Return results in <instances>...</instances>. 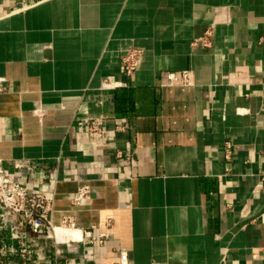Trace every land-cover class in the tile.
<instances>
[{
    "label": "crops",
    "instance_id": "obj_1",
    "mask_svg": "<svg viewBox=\"0 0 264 264\" xmlns=\"http://www.w3.org/2000/svg\"><path fill=\"white\" fill-rule=\"evenodd\" d=\"M263 86L264 0H0V161L55 199L0 264H264Z\"/></svg>",
    "mask_w": 264,
    "mask_h": 264
},
{
    "label": "built area",
    "instance_id": "obj_2",
    "mask_svg": "<svg viewBox=\"0 0 264 264\" xmlns=\"http://www.w3.org/2000/svg\"><path fill=\"white\" fill-rule=\"evenodd\" d=\"M209 33L200 39V43L208 45ZM127 59V60H126ZM125 65L129 63L127 73L132 71L131 63L128 58L123 61ZM167 80L173 84L187 85L189 84V73H168ZM264 89V86H263ZM2 89L0 88V93ZM89 130L96 133L99 137L104 135L103 122L100 120H91L89 122ZM226 156L231 152V145H226ZM92 196L90 186L83 183L78 186L77 190L69 196L71 211L62 217L60 225L71 230H79L82 232L80 243L94 244L99 248H104L108 241L107 227L109 224L101 227L92 225L90 228L81 230L77 215L79 208L86 206ZM54 194L42 192L38 186H28L17 180L10 179L0 161V228L9 232L11 239L17 237L15 232L18 227L32 233L38 239H46L53 235L54 224L52 215L54 213ZM24 252V250H23ZM117 264H128L127 254L120 251L118 254Z\"/></svg>",
    "mask_w": 264,
    "mask_h": 264
}]
</instances>
